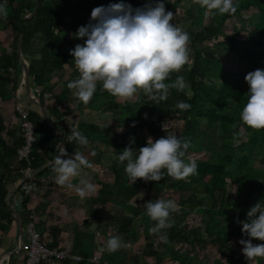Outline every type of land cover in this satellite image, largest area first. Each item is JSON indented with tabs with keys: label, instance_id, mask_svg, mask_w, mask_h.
Listing matches in <instances>:
<instances>
[{
	"label": "trees",
	"instance_id": "16d2710c",
	"mask_svg": "<svg viewBox=\"0 0 264 264\" xmlns=\"http://www.w3.org/2000/svg\"><path fill=\"white\" fill-rule=\"evenodd\" d=\"M181 1L175 0L174 7ZM3 2L4 0H0V3ZM120 2L122 0H7V18L0 19V30L8 31L5 38L0 40V99H16L22 77V74H18L21 63L18 47L23 40V53L30 65V85L41 91L39 98L50 121L63 130L65 137L71 133L72 127L85 135L89 142H101L119 154L134 138L132 147L137 151L134 152L135 157L138 150L147 145L149 137L154 140L166 137L163 130L166 118L169 115H178L184 126L176 135L191 141L184 157L185 162L190 160L191 153L203 152L206 155L205 158L195 159L198 166L196 173L185 180H174L165 172L159 182H145L141 179L133 184L129 179L124 180L127 162L121 165L119 161H114L110 167L114 181L101 184L95 202L98 205L113 203L122 206L123 210L128 203H141L142 209L134 216H143L142 230L145 239L151 241V256L154 257L155 264H164L165 260L173 264H201L198 261L197 247H207L210 244L216 246L218 253L224 257L215 258L212 264H249L244 255L234 249L232 240L235 237L249 239L242 232V224L238 220H247L250 208L258 202H264V168L255 163V155L262 156L261 162L264 163V130L256 131L243 125L240 113L248 99L249 85L243 74L228 70L225 61L232 53H236L240 62L248 60L252 62L255 70H264V53L260 55L256 51L257 48H264V0H236L234 4L237 11L234 15L211 12L205 16V9L199 6L198 15L192 24L201 30H184L190 37V63L179 73H172L170 80L165 81L170 83L178 75H183L186 84L191 86L193 96L189 97L185 92L171 89L165 101L150 100L140 92L136 94V100L120 102L106 90L101 92L102 85L97 84V90L88 107L103 111L105 107L112 106L115 128L122 130L106 132L107 128L95 123L76 124L69 121L67 118L71 110L60 104L67 105L71 102L68 90L64 89L57 94L50 79L55 71H62L67 65L78 73L70 50L87 39L73 36L80 26H86L90 21L83 14L91 15L95 7ZM123 2L137 8L151 0ZM168 2L164 0L166 11H169ZM251 8L258 11L256 20L250 23L253 30L246 32L244 29H236L233 36H226L230 41L228 44L219 42L213 49H206L222 33L228 20ZM27 14L30 16L27 17ZM63 30H66L65 34L61 33ZM243 33L246 34L244 40L241 38ZM10 37L12 52L8 53L2 42ZM249 44H253L255 48H251ZM11 67L17 70L16 77L9 72ZM44 93H50L52 97L46 100ZM178 101L190 104V109L176 108ZM31 105L32 102L28 104L27 110L37 136L32 152V167L36 170L48 166L54 160L63 137L42 117L39 107L33 105L36 107L32 108ZM154 115L157 116L155 119L152 118ZM5 131L4 120L0 118V223H11L15 216L11 206L6 203L8 189L4 179L8 173L10 176H20L28 162L18 159V150L25 143L23 136L5 140L2 135ZM76 147L75 143L66 141V150L70 155ZM98 158L100 161L99 156ZM50 169L51 166L46 167L34 177L39 188L43 186L39 178ZM232 186L237 188L234 199L230 195ZM142 189H145L146 196L141 201L139 195ZM166 190L180 193L179 203L183 209L195 210L205 206L207 218L203 227H194L191 230L185 226L180 227L185 217H178L179 212L175 211L169 217L171 228L162 230L160 234H150L149 229L156 222L146 215L144 204L157 200ZM19 191L21 192V186ZM28 199V196L23 198V211L27 210ZM117 225L121 233L135 241L132 219L123 215L118 217ZM161 236L164 238L161 239ZM156 240L158 244L154 247ZM252 242L264 243L255 239ZM139 259L137 255L132 258L137 264H140ZM256 264H264V258H256Z\"/></svg>",
	"mask_w": 264,
	"mask_h": 264
},
{
	"label": "clouds",
	"instance_id": "9594fccd",
	"mask_svg": "<svg viewBox=\"0 0 264 264\" xmlns=\"http://www.w3.org/2000/svg\"><path fill=\"white\" fill-rule=\"evenodd\" d=\"M193 3L205 9V16L213 10L220 15H234L237 11L234 0H193ZM7 15V0H4L0 3V19H6ZM173 16V12L166 11L164 0H151L137 8L123 0L95 7L89 23L80 26L73 34L74 38L87 39L70 50L79 77L68 83V89L73 90V95L84 105L91 101L98 82L103 90L120 102L132 100L140 92L153 101L167 100L171 89L183 92L188 86L183 75H178L170 83L165 82L170 80L172 73H179L190 63L189 34L171 23ZM245 81L249 92L240 119L243 125L253 130H264V70L247 73ZM190 107L183 101L176 104V108L181 110ZM66 141L77 146L89 143L85 135L72 127ZM134 143L133 138L118 155L121 165L127 162L124 170L133 184L141 179L159 182L165 172L174 180H185L197 171L195 160L185 162L184 159L191 146L190 140L170 133L157 140L149 137L147 145L141 147L135 157ZM50 166L57 185L74 188L81 199L95 193V185L87 179L81 178L76 185L72 183L73 179L80 177L82 167H93L81 152L75 151L70 155L63 145L59 146ZM144 207L146 215L156 222L149 229L150 234H160L172 227L169 217L177 211L175 200L148 201ZM238 223L242 224V232L249 237L239 241L243 246L242 254L249 264H253L256 258H264V243L252 242L253 239L264 242V202L251 207L247 220H238ZM126 247L121 237L112 236L102 250L111 254Z\"/></svg>",
	"mask_w": 264,
	"mask_h": 264
},
{
	"label": "crops",
	"instance_id": "0c3cea01",
	"mask_svg": "<svg viewBox=\"0 0 264 264\" xmlns=\"http://www.w3.org/2000/svg\"><path fill=\"white\" fill-rule=\"evenodd\" d=\"M7 34L8 31L5 33V36ZM5 36L0 37V40L4 39ZM2 44L7 49L10 48L12 45L11 37L6 38ZM24 90H22L21 95ZM21 95L20 100L23 102L29 103L31 101L30 97L28 101L23 100ZM17 102L16 99L9 101H2L0 99V118L4 120L6 126V131L2 134L5 140L10 141L14 137L22 135L20 118L16 112ZM85 117H75L74 115L67 119L71 118L70 121L76 124L91 123L87 120V116ZM74 118L79 121L73 120ZM63 126L62 124V128ZM92 143L89 142L87 146H77L72 152V155L75 151L81 152L93 165L91 169L82 167L80 177L73 179L72 183L76 185L81 178L87 179L95 185V193L81 199L74 188L69 189L57 185L54 182L55 174L51 169L44 173L39 178L43 186L28 196L27 210H21L19 215L14 214L15 217L11 223H7L6 221L0 223V264H20L26 257V254L20 251V226L23 227L24 240H27L28 216L31 211L36 212L38 229L42 233L43 241L48 246L57 247L83 256L99 255L101 261L97 264H127L126 261L128 259L123 257L121 250L111 254L106 250H102L106 247L107 240L112 237V233H115V230L118 229L114 230L110 227L109 218L112 221L114 219L117 221L118 217L124 215V210H119L120 207H123L113 203L98 205L95 202L101 184L105 180L102 179L104 171H98V166L101 164L102 159L98 160V155L94 151L96 147L91 145ZM100 144L101 142H98V145ZM25 178L24 173L20 176L16 174L10 176V173H8L4 179L8 189L6 203L11 206L12 211L16 206V202L21 197L19 188ZM104 221L108 222L107 226H104ZM58 264L75 263L60 262ZM134 264L137 263L134 262Z\"/></svg>",
	"mask_w": 264,
	"mask_h": 264
},
{
	"label": "rangeland",
	"instance_id": "374dc122",
	"mask_svg": "<svg viewBox=\"0 0 264 264\" xmlns=\"http://www.w3.org/2000/svg\"><path fill=\"white\" fill-rule=\"evenodd\" d=\"M168 8L169 11L174 13L173 16V20L171 21L172 24H174L175 26H178L180 28H182L183 30H187V29H192L194 31H200L201 28H197L193 26V21L195 20V18L198 15V8L199 5L198 4H194L193 0H182L178 6L174 7V1L175 0H168ZM236 1V0H234ZM110 5L109 3L104 4L103 6H108ZM212 12H216V10H213ZM258 15V11L256 8H251L248 11H244L241 15H237L236 17L228 20L225 24V27L222 29V33H220L218 35V37L211 43H209L206 46L207 48H211L213 49L219 42H225V43H229V39L226 36H233L236 32V29H244L246 32L251 31L254 29V27H252L250 25L251 21L256 20ZM83 17L87 18V19H91V15H85L83 14ZM4 27V26H1ZM6 33V30H0V37H4ZM62 34L66 33V30H63L61 32ZM246 37V34L243 33L241 35V38L244 40V38ZM18 45V44H17ZM251 48H255L253 47V44H249ZM264 48H257L256 51L260 53V55L262 53H264ZM27 51V49H26ZM12 52V47L8 48V53ZM192 55V50H189V56ZM25 57V55H24ZM21 61V59H20ZM29 63V62H28ZM228 70L235 72V73H239V74H243L244 76H246L247 73L251 72V71H255L254 65L252 64V62L245 60L243 63L239 61V58L237 56L236 53H232L230 55V57L225 61ZM184 70V69H182ZM181 70V71H182ZM18 74H22L23 75V65H22V61L20 63V66L18 67ZM79 77V72H75L71 67H69L68 65L64 67V70L60 71L57 70L55 71L52 75H51V79H50V84L53 86L54 85V90L57 94H60L64 89L68 90V95L69 98L71 100L70 103H68L67 105L60 103L64 108H69V110H71V114L69 117H72L75 115L79 116V117H83L86 118L85 116H87V120L89 122H93L96 125L102 127V128H107L106 132H114L117 130V132H122V130L120 129H116V123L113 121V115H112V106H107L103 109V111H98L97 109H90L88 107V105H84L81 101L78 100V98H76L73 95V90L68 89L67 85L69 82L77 79ZM23 79V77H22ZM22 79L19 81L21 82ZM220 83V82H218ZM98 84H100L98 82ZM102 85V84H100ZM188 86L186 87V89L183 91L185 92L189 97L193 96V91L191 89V86L189 84H187ZM101 92H103L104 90L100 89ZM22 98L23 100H30L29 99V95H28V91L25 89L24 92L22 93ZM137 95L132 99V100H136ZM92 100V99H91ZM32 102V101H31ZM90 103V102H89ZM33 105H36L34 103H32ZM32 107H36L33 106ZM62 107V110H64V108ZM145 111V110H144ZM77 113V114H76ZM88 115H87V114ZM86 114V115H85ZM157 116L154 115L152 116L153 119H155ZM69 121L71 120L68 119ZM75 121H79L76 120L75 118L73 119ZM184 126V122L183 120H181L178 115H169L164 123L163 126V130L165 131L164 135L167 136V133L170 134H174V135H178L180 133V131L183 129ZM154 140V138H152ZM91 145H93L94 147V151L95 153L100 157V159H102L101 164L98 166V171L103 170L104 174L102 176V179H104L107 182H111L113 183L114 181V176L113 173L111 171V166L113 164L114 161H118V155L119 153H117V151L115 149L112 148H107L105 147L104 144H100L98 145V141L93 142ZM135 149L137 150V146L135 147ZM205 153L200 152V153H191L189 159L191 160H195L198 158H205ZM262 156H257L255 155V163L261 167L264 168V163L261 162ZM98 174V173H97ZM127 175H125L124 180L126 181ZM145 189H142V191L140 192V199L141 201L143 199H145L146 193L144 191ZM236 191L237 188L236 186H232L230 188V195L232 196V198H236ZM204 193H201V196H203ZM181 198L180 193L174 192L173 190H166L164 191L161 195H159L157 197V199H164V200H175L178 208H177V212L178 213V217H185L184 220L182 221L180 227L185 226L186 228H188L189 230H191L194 227H203L204 224V220L207 218V214L205 212V206L197 208L195 210H190V209H183L180 206L179 200ZM137 206V207H136ZM123 208L120 207L119 210H122ZM142 209V205L141 203H137L135 204L134 202L128 203L125 206L124 209V215L128 218V219H132V227H134L135 229V233H136V238L135 241L133 242L132 240H130V238L128 236H126L124 233H121L119 231L118 225H117V221L114 219L113 221L109 218V225L112 229H117L115 230V233H112L111 236H119L122 238L123 242L127 244L126 248H122L121 251L123 252V257H125L126 259H128L126 262L127 264H134V260H132L134 255L139 256V260H140V264H155V259L153 256H151V251H152V246H150V242L151 241H147L145 239V236L143 234V230H142V219L143 216L142 215H138L137 217H135L134 215L137 214V211ZM107 221V220H106ZM108 222L104 221V226H107ZM109 227V228H110ZM114 234V235H113ZM241 240V238L239 237H235L233 238L232 242H233V246L234 249L236 251H238L240 254H242V248L243 246L239 243V241ZM153 241V240H152ZM154 247L157 246V240L154 243ZM197 251H198V261L201 262V264H212V262L214 261L215 258H221L224 259V257L218 253L217 247L210 244L207 247H197ZM100 252V251H99ZM145 252V253H144ZM146 254V255H145ZM121 255V253H120ZM99 256V255H98ZM122 256V255H121ZM136 263V262H135ZM164 264H173L171 261L169 260H165ZM253 264H256V260L253 262Z\"/></svg>",
	"mask_w": 264,
	"mask_h": 264
},
{
	"label": "built area",
	"instance_id": "2783aa9c",
	"mask_svg": "<svg viewBox=\"0 0 264 264\" xmlns=\"http://www.w3.org/2000/svg\"><path fill=\"white\" fill-rule=\"evenodd\" d=\"M30 16L27 14V17ZM9 72L15 77L17 76V70L15 68H9ZM23 80L19 83V86L16 91V112L20 118L22 136L24 138V145L18 150V159L20 161L28 162V166L22 172L26 177H29L30 174L34 171L32 167V152L33 145L37 141L35 126L30 120L29 111L27 110L28 104L20 100V95L22 90H24ZM32 92L35 96H40L41 91L38 88L32 87ZM52 97L50 93H44V98L49 100ZM61 130V129H60ZM61 133L63 131L61 130ZM38 185L34 178H28L25 183L21 185V199L20 203L22 204L24 196H30L33 192L38 190ZM28 239L22 240L20 243V251L26 254V257L20 264H58L60 262L68 263H87V264H97L100 263V257L97 255L92 256H83L76 254L71 251L63 250L57 247H50L43 241V236L40 230L38 229V223L36 219V212L31 211L28 216Z\"/></svg>",
	"mask_w": 264,
	"mask_h": 264
},
{
	"label": "water",
	"instance_id": "95a60500",
	"mask_svg": "<svg viewBox=\"0 0 264 264\" xmlns=\"http://www.w3.org/2000/svg\"><path fill=\"white\" fill-rule=\"evenodd\" d=\"M34 13H36V9H35ZM18 54H19V57H20V59L22 61V65H23V79H22L23 80V84H24L25 89L29 93V97H30L32 103L36 104L39 107L40 112L42 114V117L50 123V125L53 127L55 132H57V134L62 135V137H63L62 145L66 148V137H65V134L61 133V130L59 129V127L54 122L50 121V118H49L44 106L41 103V99L38 96H35L33 94V92H32L30 81H29V79H30V65H29L27 59L24 57L23 40H21L20 43H19ZM50 165H51V163L48 166L41 167V168H38V169L34 170L30 174L29 177L25 178L23 183H25L28 178H34L37 174H39L42 171H44L46 169V167H50ZM20 199H21V197L18 199V201L16 202V206L13 209V212H14L15 215H17V212H20L22 210V205L19 202ZM20 236H21V241L24 240V232H23V227L22 226H20Z\"/></svg>",
	"mask_w": 264,
	"mask_h": 264
}]
</instances>
